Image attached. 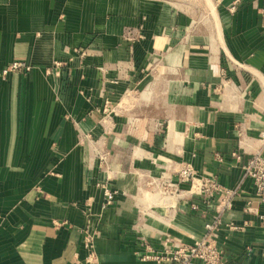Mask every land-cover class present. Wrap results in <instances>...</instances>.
Segmentation results:
<instances>
[{
    "label": "crops",
    "instance_id": "obj_1",
    "mask_svg": "<svg viewBox=\"0 0 264 264\" xmlns=\"http://www.w3.org/2000/svg\"><path fill=\"white\" fill-rule=\"evenodd\" d=\"M262 132L264 0H0V264H82L87 232L99 264H165L216 214L226 262L264 264ZM185 162L231 206H166Z\"/></svg>",
    "mask_w": 264,
    "mask_h": 264
},
{
    "label": "built area",
    "instance_id": "obj_2",
    "mask_svg": "<svg viewBox=\"0 0 264 264\" xmlns=\"http://www.w3.org/2000/svg\"><path fill=\"white\" fill-rule=\"evenodd\" d=\"M127 40L142 39V33L134 35L131 30L124 34ZM81 54L84 51H80ZM29 66L20 60H13L1 71L6 75L10 71H27ZM264 138V132H262ZM236 154V153H234ZM244 174L251 178L257 195L264 200V154L253 153L244 165ZM150 190H154L163 198L164 204L173 207L172 199L181 198L190 200L198 195L206 205L217 207L219 210L229 208L231 201L236 195V190L221 185L213 176L198 174L190 163H182L173 175L162 174L159 181L153 184ZM183 185H187L183 188ZM151 191V192H152ZM106 203L113 201L114 191L105 188ZM190 207L197 209V204L191 202ZM246 209H251L248 205ZM219 216L216 214L211 221L205 224L206 232L192 243H181L174 249L167 250L165 254H155L152 258L163 261L165 264H228L224 259L223 252L217 246L216 226L219 224ZM94 234L87 232L84 235V246L88 249L87 256L82 264H99L98 255L94 245ZM147 258V256H145Z\"/></svg>",
    "mask_w": 264,
    "mask_h": 264
}]
</instances>
